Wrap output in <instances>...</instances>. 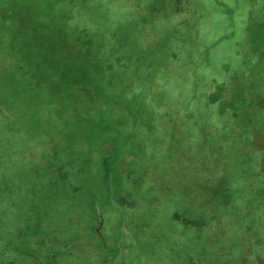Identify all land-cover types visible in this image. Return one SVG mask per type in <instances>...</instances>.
Returning a JSON list of instances; mask_svg holds the SVG:
<instances>
[{
  "label": "rangeland",
  "instance_id": "rangeland-1",
  "mask_svg": "<svg viewBox=\"0 0 264 264\" xmlns=\"http://www.w3.org/2000/svg\"><path fill=\"white\" fill-rule=\"evenodd\" d=\"M263 57L264 0H0V264H264Z\"/></svg>",
  "mask_w": 264,
  "mask_h": 264
},
{
  "label": "trees",
  "instance_id": "trees-1",
  "mask_svg": "<svg viewBox=\"0 0 264 264\" xmlns=\"http://www.w3.org/2000/svg\"><path fill=\"white\" fill-rule=\"evenodd\" d=\"M13 53H14V51H13ZM255 55H257V54H253L252 55V57L255 59V60H258L259 59V57H254ZM258 56V55H257ZM264 58V57H263ZM260 65V64H259Z\"/></svg>",
  "mask_w": 264,
  "mask_h": 264
}]
</instances>
